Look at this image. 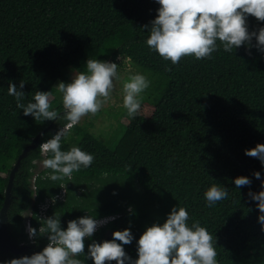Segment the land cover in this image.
<instances>
[{"label": "trees", "instance_id": "1", "mask_svg": "<svg viewBox=\"0 0 264 264\" xmlns=\"http://www.w3.org/2000/svg\"><path fill=\"white\" fill-rule=\"evenodd\" d=\"M159 7L156 0H0V206L19 153L42 131L37 147L21 160L9 207L10 234L26 247L18 254L0 251V264L39 252L48 242L30 240L25 222L29 217L39 229L38 204L56 195L60 182L41 179L50 171L42 168L33 189L29 183L40 144L66 124L25 116L7 93L9 82L17 88L25 83L22 102L27 104L36 91H51L72 73L86 71L87 59L117 64L122 57L151 81L143 95L152 112L129 118L110 142L91 131V121L76 125L62 150L78 146L94 161L65 181L63 197L48 207L46 217L61 215L65 229L68 221L85 215H114L85 239V255L76 257L93 264L86 258L92 240H111L114 231L129 228L133 240L123 247L135 260L146 228L163 224L174 206L186 207L189 225L199 220L216 238L219 264H264L260 213L248 196L264 190V165L245 155L264 144V53L241 46L231 54L221 47L210 60L189 56L172 65L145 43L148 32L142 26L150 25ZM247 24L250 32L264 27L252 16ZM52 94V108L62 114V103ZM238 176L248 177L251 185L237 188ZM214 183L229 195L207 207L204 193Z\"/></svg>", "mask_w": 264, "mask_h": 264}, {"label": "clouds", "instance_id": "2", "mask_svg": "<svg viewBox=\"0 0 264 264\" xmlns=\"http://www.w3.org/2000/svg\"><path fill=\"white\" fill-rule=\"evenodd\" d=\"M160 5L156 18L147 29L145 41L150 50L155 51L165 61L178 65L184 57L196 60L212 59L213 53L223 48L226 53L247 46L264 53V27L258 31L248 30L247 17L264 22V0H156ZM253 38L256 43L253 44ZM251 52L249 51V55ZM86 71L74 73L70 83L58 82L56 90L61 94L63 113L52 108L54 96L51 91H36L34 102L23 103L25 93L21 91L25 83L20 81L19 88L11 82L7 93L15 98L16 107L22 109L25 116H31L40 123L63 119L66 124L50 139L42 142L40 151L45 157L40 164L50 170L41 179L60 182L61 189H67L65 181L73 179V173L90 167L94 156L78 146L62 150V141L72 136V129L87 117H95L113 100L116 82L121 81L118 65L113 62L87 59ZM165 71L172 68L165 66ZM151 81L142 73L132 74L122 81V106L129 118H136L141 110L143 93L149 89ZM245 155L256 158L264 165V144H257L245 150ZM33 163H37L33 161ZM105 177L108 173H103ZM253 176L261 179L259 172ZM233 183L237 188L250 186L251 180L238 176ZM264 189V180L261 181ZM228 189L212 184L204 193L207 207L228 198ZM259 210L257 217L264 231V190L248 192ZM59 197H51V203ZM52 205V204H51ZM131 211V209L129 210ZM47 215V213H46ZM112 215V214H111ZM107 216V215H104ZM38 217V215H37ZM61 215L40 219L37 230L30 224L26 226L28 237L33 242L46 237L47 244L39 252L30 256L12 258L3 264H84L76 257L85 255V239H90L101 226L114 217L95 219L85 215L67 222L62 229ZM101 217V216H100ZM39 219V218H38ZM189 213L186 207H173L163 224H152L137 240V259L133 260L125 251L124 245L133 240L129 228L114 231L113 239L92 242L87 246V259L93 264H219L217 260L216 238L199 220L189 225ZM119 242V243H118Z\"/></svg>", "mask_w": 264, "mask_h": 264}, {"label": "rangeland", "instance_id": "3", "mask_svg": "<svg viewBox=\"0 0 264 264\" xmlns=\"http://www.w3.org/2000/svg\"><path fill=\"white\" fill-rule=\"evenodd\" d=\"M118 65V74L121 77V81L116 82V88L113 92V100L109 102L95 117L87 116L81 123L85 121H91V131L100 137L105 142H110V138L115 134L116 130H119L125 125L129 119L126 114V110L122 106V81L126 80L128 76L136 73H142L139 68L131 65L126 57L120 58ZM73 73L64 83H70L73 77ZM51 91L55 93V96L61 101V94L57 92L56 88H52ZM140 112L146 116L152 112V105L148 101H142ZM36 160V159H35ZM34 160V161H35ZM34 172H38L42 168L40 161L36 160Z\"/></svg>", "mask_w": 264, "mask_h": 264}, {"label": "water", "instance_id": "4", "mask_svg": "<svg viewBox=\"0 0 264 264\" xmlns=\"http://www.w3.org/2000/svg\"><path fill=\"white\" fill-rule=\"evenodd\" d=\"M41 133H42V131L38 132L31 139V141L22 149V151L19 153L15 163L13 164V167L9 171L7 183H6V186L4 189V199H3L2 204L0 206V251H10L13 254H18V253L22 252L26 247V244L24 243V241L17 242L15 239L12 238V236L10 234L9 207L11 205L12 198H13L12 197V190H13L14 177H15V174H16L18 167L21 163V160L24 157H26L32 149L37 147ZM44 158L45 157L41 153V158L36 159V160L42 161ZM40 169H42V168H40ZM36 174L37 173L34 172L31 179H30L29 186L32 189L34 188V180H35ZM30 213L31 212L29 211V215H30ZM28 224H30L29 217H27V219H26L25 226H27Z\"/></svg>", "mask_w": 264, "mask_h": 264}, {"label": "built area", "instance_id": "5", "mask_svg": "<svg viewBox=\"0 0 264 264\" xmlns=\"http://www.w3.org/2000/svg\"><path fill=\"white\" fill-rule=\"evenodd\" d=\"M64 193H65V189H61L54 196L62 198ZM51 204H53V203H51V197H46L43 201L39 202L38 209H37V215H38L39 219L46 217L47 209ZM106 217H114V215L101 216V217L95 218V219L99 220V219H103Z\"/></svg>", "mask_w": 264, "mask_h": 264}]
</instances>
